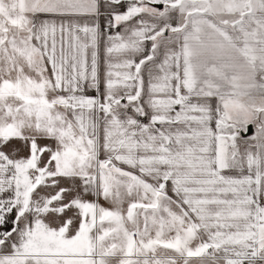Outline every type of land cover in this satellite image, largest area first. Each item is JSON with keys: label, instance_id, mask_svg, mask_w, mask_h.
<instances>
[{"label": "snow or ice", "instance_id": "obj_1", "mask_svg": "<svg viewBox=\"0 0 264 264\" xmlns=\"http://www.w3.org/2000/svg\"><path fill=\"white\" fill-rule=\"evenodd\" d=\"M0 264H264V0H0Z\"/></svg>", "mask_w": 264, "mask_h": 264}, {"label": "water", "instance_id": "obj_2", "mask_svg": "<svg viewBox=\"0 0 264 264\" xmlns=\"http://www.w3.org/2000/svg\"><path fill=\"white\" fill-rule=\"evenodd\" d=\"M253 131H254V130H253L252 128H250V130H249V135H251Z\"/></svg>", "mask_w": 264, "mask_h": 264}]
</instances>
